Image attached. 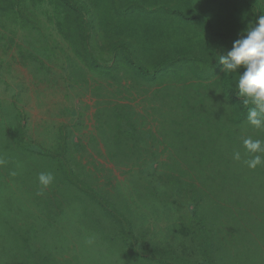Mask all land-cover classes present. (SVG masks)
<instances>
[{"label":"trees","instance_id":"obj_1","mask_svg":"<svg viewBox=\"0 0 264 264\" xmlns=\"http://www.w3.org/2000/svg\"><path fill=\"white\" fill-rule=\"evenodd\" d=\"M144 1L136 0L135 15L141 16L136 24L130 20H134L131 12L124 11L133 0H0V21L7 27L52 36L46 43L39 41L36 49L46 57L61 47L57 38L61 37L87 71L119 88L116 94L139 91L137 98L150 105L145 113L123 102L105 111L114 139L112 156L134 165L141 160L142 166L150 163L153 168L133 199L187 206L178 229L199 257L188 246L179 251L142 233L128 197L110 177L102 180L94 175L100 173L98 169L89 171L88 164L75 157L86 147L74 143L67 126L60 129L57 145L46 150L25 135L22 126L7 132L0 122V159L5 161L0 178L21 183L19 192L40 212L36 224L37 217L29 212L32 207H16L12 185L3 181L2 187L0 182V201L5 202L0 204V264H81L73 253L78 244L89 246L88 254L96 263V255H107L133 264H264V166H247L245 160L254 154L243 144L248 137L264 140V129L248 123L254 105L239 96L238 73L222 71L212 44V37H224L225 47L228 40L241 38L264 15V7L260 0H233L245 3L238 12L245 22L227 31L213 25L189 0H174L177 5L166 9L175 16L171 23L179 26L180 35L182 25L200 22L203 26L208 39L204 51L211 57L202 58L191 54V44L162 48L155 33L160 31L157 13L145 11ZM44 5L53 7L52 13L44 14H49L55 31L46 27L38 12ZM142 17H149L148 22ZM104 54L111 57L109 61ZM239 71L243 74L244 69ZM127 80L130 89L122 86ZM152 122L155 130L148 127ZM157 146L163 147L161 153ZM237 152L239 160L234 158ZM163 153L166 160L158 161L156 157ZM42 172L54 176L46 188L38 179ZM62 217L66 227L60 226Z\"/></svg>","mask_w":264,"mask_h":264},{"label":"rangeland","instance_id":"obj_2","mask_svg":"<svg viewBox=\"0 0 264 264\" xmlns=\"http://www.w3.org/2000/svg\"><path fill=\"white\" fill-rule=\"evenodd\" d=\"M142 1L144 0H138L139 3ZM133 2V6H129L128 9L124 7V11L128 14L131 12L132 15H129L133 16L134 20L131 17L130 20L136 24L141 16L135 15L139 6L136 0ZM248 2L252 3V0ZM259 2L264 7V0ZM189 3L196 11H203L207 18L213 22V25L223 30L237 29L235 25L237 22H242L241 24L245 22L238 14L245 3L235 4L233 0H224V2L222 0H189ZM174 4V0H145L143 3L145 11L157 13L160 31L155 33L162 48H180L181 45L188 47L191 44L193 45L191 54L194 56L211 57L204 51L208 39L200 22L182 25L183 36L178 32L179 26L176 23H171L175 16L170 15L166 8ZM52 8L44 5L38 9V12L43 16L42 20L46 27L49 26L50 30L55 31L54 26H51L52 21L49 14H44L46 11L52 13ZM228 14L230 17L227 16ZM144 18L142 17L143 22L147 23L149 17L146 20ZM159 20L164 21L165 24L158 22ZM162 25L164 26L160 27ZM4 27H7L6 24L0 21V122L7 132L20 129L22 126L24 134L40 145L39 147L52 150L58 143L60 129L67 126L72 130L74 143H83L86 147L84 151L75 153V157L83 165L88 164L89 171L94 168L98 169L100 173H94V175L102 177V180L105 176L110 177L116 189L121 190L128 197V201L139 219V223L136 225L144 229L141 232L147 233L149 238L153 237L154 242L169 243L179 251H183L182 246H188L189 252L198 258L197 248H193L187 241H183L178 229L183 217L188 212L187 206L175 208L171 204L152 205L133 199L136 188L144 181L142 180L145 178L144 175L148 174L153 167L149 165L150 163L142 166V160L135 162L134 165L131 162H122L121 156H112L114 139L108 128L109 122L104 118L105 111L112 105L123 102L124 104L129 103L128 105H131L136 111L145 113L143 110L150 108V105L142 98H137L139 91L130 89L132 83L127 80L123 82L122 86L132 90V94H128L126 91V95L116 94L119 88L115 84L112 86L109 79L105 80L97 74L87 71L69 49L68 44L59 36L57 38L61 47L49 52L46 57L38 54L36 49L40 48L39 41L46 43L51 40L52 36L48 34L47 37L39 36V33L34 29L24 31L17 27H7L5 30ZM151 27H155V25L153 24ZM4 34H8L7 38ZM244 35L246 33L241 34L240 37L243 38ZM3 37L5 39L1 40ZM212 38L214 39L212 44L217 49L216 54L219 56H226L232 49L234 41L238 39L232 35L233 42H230L231 39L228 40L225 47L224 37L221 39ZM96 39L97 45H100L102 41L99 40V37ZM217 40H220L221 43H217ZM104 58L109 61L111 57L104 54ZM96 93L99 95L97 96ZM149 97L147 98L149 99ZM103 121L105 124L101 126L100 123ZM148 127L155 130L157 125L152 122ZM156 149L158 153H161L163 147L157 146ZM166 156V153H163L156 159L164 161ZM0 179L2 187H4V182H9L12 185L16 192L15 201H13L16 203V207L34 208L27 201L28 196L26 194L22 196L21 191L19 192L18 187L21 186V183L7 178ZM6 187L4 189L7 190ZM19 194L20 196H18ZM0 204L3 205L5 202L0 201ZM32 208L29 212L37 217L36 224H38L40 212L36 208ZM60 220L62 221L60 226L68 225L65 217ZM62 231L66 233L63 228ZM136 233H140V231H136ZM0 237L2 238V236ZM73 239L76 245L77 240L74 237ZM98 246H100L99 242ZM101 250H104V247H101ZM88 251L89 246L82 247L78 244L73 253L78 256L81 264H133L127 263L121 258L112 259L107 255L102 257L96 255V263L95 257L90 258ZM116 254L122 257V253L117 252Z\"/></svg>","mask_w":264,"mask_h":264},{"label":"clouds","instance_id":"obj_3","mask_svg":"<svg viewBox=\"0 0 264 264\" xmlns=\"http://www.w3.org/2000/svg\"><path fill=\"white\" fill-rule=\"evenodd\" d=\"M218 59L225 74L238 73L239 96L245 98V104L254 105L249 109L248 123L255 129H264V15L254 26L247 28L243 38L234 41L226 56ZM241 68L244 69L243 74H240ZM243 144L248 153L254 154L251 159L245 160L247 166L251 169L264 166V140L248 137ZM234 158L239 160L240 153H235ZM4 163L0 159V165ZM38 179L46 188L53 183L54 176L51 172H42Z\"/></svg>","mask_w":264,"mask_h":264}]
</instances>
